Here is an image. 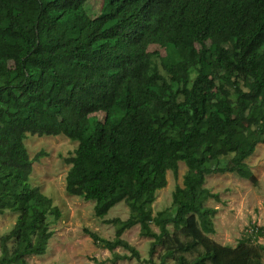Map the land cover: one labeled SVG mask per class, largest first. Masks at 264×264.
<instances>
[{
    "label": "trees",
    "instance_id": "obj_1",
    "mask_svg": "<svg viewBox=\"0 0 264 264\" xmlns=\"http://www.w3.org/2000/svg\"><path fill=\"white\" fill-rule=\"evenodd\" d=\"M28 133L76 142L65 190L115 227L112 239L84 232L128 252L105 261L140 259L122 238L138 225L148 264H264L253 243L264 226L233 247L209 238L217 208L205 202L220 198L204 186L210 174L253 178L246 159L264 144V0H0V213L17 214L0 264L44 254L61 216L31 184L43 152L29 156ZM180 162L182 185L153 212ZM121 201L127 218H104Z\"/></svg>",
    "mask_w": 264,
    "mask_h": 264
},
{
    "label": "rangeland",
    "instance_id": "obj_2",
    "mask_svg": "<svg viewBox=\"0 0 264 264\" xmlns=\"http://www.w3.org/2000/svg\"><path fill=\"white\" fill-rule=\"evenodd\" d=\"M24 142L31 158L43 152L39 155L38 161L32 163L31 184L49 196L61 213L57 220L49 217L52 235L47 242L45 253L30 255L27 264H148L144 260L150 257L152 238L141 236L138 225L126 230L122 238L139 251L140 259L117 260L116 263L105 260L110 258L113 252L123 254L128 253L127 250L116 247L109 251L95 244L84 232L87 228L103 238L112 239L115 227L103 223L102 218L94 215V201L70 195L65 190V176L69 164L64 159L73 154L75 141L64 135L39 136L28 133ZM246 163L253 173V178L243 179L233 173L210 174L204 182V186L217 193L220 198V201L209 199L205 205L217 208L213 218L215 232L208 236L221 245L233 247L239 239L249 234L248 229L251 225L264 226V144L256 145ZM185 170V164L180 162L177 174L167 171L166 185L157 191L155 201L152 203L153 212L171 205L172 192L176 185H182ZM128 213V207L121 201L113 205L104 218L125 219ZM16 217V213L7 210L0 213V236L11 229ZM168 227L172 232L171 225ZM152 229L158 232L155 225H152ZM178 235L182 238L179 233ZM253 243L264 245V236L258 237ZM163 251L164 246L156 247L152 255L153 260L158 261ZM184 255L190 260L197 252H188ZM262 261L264 262V251ZM167 264H174V259L168 258Z\"/></svg>",
    "mask_w": 264,
    "mask_h": 264
}]
</instances>
